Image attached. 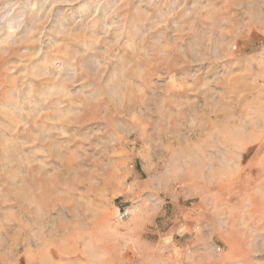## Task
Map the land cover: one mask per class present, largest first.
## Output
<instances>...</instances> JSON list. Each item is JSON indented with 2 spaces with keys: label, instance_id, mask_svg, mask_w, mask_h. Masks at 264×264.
<instances>
[{
  "label": "rangeland",
  "instance_id": "rangeland-1",
  "mask_svg": "<svg viewBox=\"0 0 264 264\" xmlns=\"http://www.w3.org/2000/svg\"><path fill=\"white\" fill-rule=\"evenodd\" d=\"M127 253L264 264V0H0V264Z\"/></svg>",
  "mask_w": 264,
  "mask_h": 264
},
{
  "label": "crops",
  "instance_id": "crops-1",
  "mask_svg": "<svg viewBox=\"0 0 264 264\" xmlns=\"http://www.w3.org/2000/svg\"><path fill=\"white\" fill-rule=\"evenodd\" d=\"M129 253H133V250L127 249ZM129 253L125 255V259L123 258V261L121 262H115V261H96V260H90V259H85L81 257L80 255H74L71 258L68 259H52L48 260L46 262H37V264H137L135 260L128 259L130 258ZM134 254V253H133ZM127 257V259H126Z\"/></svg>",
  "mask_w": 264,
  "mask_h": 264
},
{
  "label": "built area",
  "instance_id": "built-area-1",
  "mask_svg": "<svg viewBox=\"0 0 264 264\" xmlns=\"http://www.w3.org/2000/svg\"><path fill=\"white\" fill-rule=\"evenodd\" d=\"M128 214V211L125 212V215Z\"/></svg>",
  "mask_w": 264,
  "mask_h": 264
}]
</instances>
